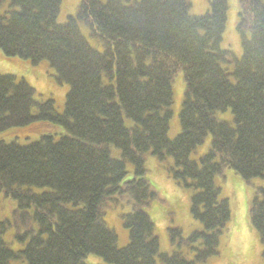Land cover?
Instances as JSON below:
<instances>
[{"label": "trees", "instance_id": "obj_1", "mask_svg": "<svg viewBox=\"0 0 264 264\" xmlns=\"http://www.w3.org/2000/svg\"><path fill=\"white\" fill-rule=\"evenodd\" d=\"M63 1L0 0V264L205 263L238 206L221 195L235 175L264 264V0H236L238 56L223 45L229 0L202 14L191 0H77L61 19ZM41 62L66 89L60 111L30 84ZM149 156L195 222L168 229V251ZM115 207L123 246L104 217Z\"/></svg>", "mask_w": 264, "mask_h": 264}, {"label": "rangeland", "instance_id": "obj_2", "mask_svg": "<svg viewBox=\"0 0 264 264\" xmlns=\"http://www.w3.org/2000/svg\"><path fill=\"white\" fill-rule=\"evenodd\" d=\"M76 4L77 0H64L61 5L60 18H64L68 15L74 14L75 7L72 5L70 7V2ZM208 0H191L193 8L192 12L195 14H202L207 6ZM235 3L236 0H229V16L227 18L226 27L224 30V47L229 48L236 56L240 53V45L238 37L234 31L235 27ZM2 62V61H0ZM4 63V62H2ZM11 70L7 72H18L16 67L10 65ZM1 71L2 70L0 68ZM17 70V71H16ZM34 72L30 75V84L35 88L36 95L42 97H50L54 101V105L58 111L62 108V94L63 89L66 91L65 87L60 86L55 83L53 77V70L45 62L39 63L33 68ZM42 70L46 71L45 73ZM51 73H50V71ZM43 73V75H42ZM62 89V90H61ZM178 91L182 88H177ZM179 131V125L177 123V114L174 112L173 117L170 119L168 136L174 137ZM209 142V138H208ZM207 144L206 140L200 145L199 149L203 152ZM147 166V176L150 182L158 190V198L155 199L148 208L149 214L155 224L156 232L159 236L161 249L168 251L169 248V228L182 226L184 232H188L195 225V222L190 218L189 215V198L185 190L174 185L166 176L165 172L161 168H157L154 160L149 156L146 158ZM235 179H230L224 181L225 189L222 186L221 195L234 196L238 206L235 209L233 218L228 225L229 232L220 241L218 256L209 258L207 262L201 264H261V250L262 247L258 241L255 230L250 224L247 212V203L252 194V187L242 181L237 175L234 176ZM263 179L256 178L253 183H261ZM4 203H2L3 205ZM118 208H109L105 213L106 223L115 229L117 233V242L119 246H123L127 241L126 229L120 224V216L118 214ZM121 212V211H120ZM119 212V213H120ZM7 213L5 205L2 207L1 215ZM21 245L16 243L12 244L13 248H19ZM92 264H110L103 261L97 255L90 254L88 263ZM12 264H26L25 260L12 261Z\"/></svg>", "mask_w": 264, "mask_h": 264}]
</instances>
